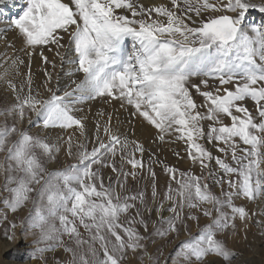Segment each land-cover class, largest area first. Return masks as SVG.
Segmentation results:
<instances>
[{
    "label": "snow or ice",
    "instance_id": "6c2138e0",
    "mask_svg": "<svg viewBox=\"0 0 264 264\" xmlns=\"http://www.w3.org/2000/svg\"><path fill=\"white\" fill-rule=\"evenodd\" d=\"M254 11L264 17V0H26L0 28L5 238L19 218L38 264H255L264 22H248ZM165 146L188 167L161 159Z\"/></svg>",
    "mask_w": 264,
    "mask_h": 264
},
{
    "label": "bare ground",
    "instance_id": "6f19581e",
    "mask_svg": "<svg viewBox=\"0 0 264 264\" xmlns=\"http://www.w3.org/2000/svg\"><path fill=\"white\" fill-rule=\"evenodd\" d=\"M145 2H147V0H145ZM25 6H26V0H0V21L3 22V23H0V28H3L7 24L8 21L18 18L19 15L22 14V10L24 9ZM257 18H258V21L262 20L264 22V17H262L261 14L255 11L252 12L251 15H249L248 22L250 24H256L255 20ZM125 47H126V50H130V42H126ZM2 48H3V45L2 43H0V49ZM32 71L36 74V83L37 84L41 83L42 76H41V69H40V65L38 62V58L33 63ZM56 72L60 73L59 66L57 67ZM61 83H63V79L61 80ZM98 107H100V105L98 104L95 105V107L93 108V112ZM121 119H123V116L121 117ZM90 127H91V124H90ZM134 131H135L136 138L142 141L147 147H150V148L155 147V145L151 144L152 129H150L147 126L142 127L139 122H135ZM165 158L168 163L173 164L180 169H186L188 167V163L178 161L177 158L172 154V152L168 150L167 146H165V150L161 154V159H165ZM163 179L165 181V177ZM203 222L204 221L202 220L201 223ZM193 231L195 232V228H193ZM259 231L260 230L255 227L251 228L249 235H248V242L252 244V248L246 251V257L247 259L254 261L255 264H264V254L261 253V244L264 242L261 241V238L259 236ZM24 245L26 244L24 243ZM14 246H15L14 241L10 243L9 240H6V241L0 240V263L1 264H38V261H34L30 259L28 255H25L26 251L23 250V248L25 247L21 248V251L24 254V256H19V255L16 256L15 253H16V250L18 249L14 248ZM174 246H175L174 244H170L168 248L174 247ZM235 246L240 249H247V244L243 240H240ZM10 249H12V251L14 250L13 252L14 254L12 253L9 259H2V253L7 250L11 251ZM130 259H135V257H131Z\"/></svg>",
    "mask_w": 264,
    "mask_h": 264
},
{
    "label": "rangeland",
    "instance_id": "374dc122",
    "mask_svg": "<svg viewBox=\"0 0 264 264\" xmlns=\"http://www.w3.org/2000/svg\"><path fill=\"white\" fill-rule=\"evenodd\" d=\"M256 21V24H258V23H262L263 21L262 20H259L258 21V18L255 20ZM0 158H2V156H0ZM61 159L63 160L64 158L63 157H61ZM156 172H157V174H158V176H159V183H160V185L161 186H163V184H164V176H163V174H162V172H161V169H160V167H157L156 168ZM163 176V177H162ZM21 215H23V213L21 214ZM12 218L11 217H9V220H11ZM16 223H17V225H18V227L15 229V239L14 240H9V242L11 243V242H13L14 241V243H15V246H14V248H16V249H18V250H16V253H15V255L16 256H24V254L22 253V251H21V248L22 247H25V248H23V250H25L26 251V253H25V255H28V257H30V259H31V254H32V251H33V249H32V241H33V237L32 236H30V235H26L25 234V231H24V229L22 228V227H20L19 226V223H20V221H19V218H17V220H16ZM5 225H3V224H0V240L1 241H6V240H8V239H6L5 238ZM2 238H3V240H2ZM6 239V240H5ZM24 243L26 244V245H24ZM169 246V245H168ZM168 246H167V248L165 249V255H169L170 253H171V251L172 250H174V248H175V246L174 247H169L168 248ZM13 249V248H12ZM12 249H10L11 251H9V250H7V251H4L3 253H2V259H9L10 257H11V255H12V253L14 252V250L12 251ZM153 252L155 251V247H153V250H152ZM173 252V251H172ZM28 253V254H27ZM14 254V253H13ZM57 255H59V252L57 253ZM131 258V257H130ZM32 260H34V259H32ZM34 261H37V260H34ZM1 264V263H0ZM129 264H139V260H138V258L137 257H135V259H129Z\"/></svg>",
    "mask_w": 264,
    "mask_h": 264
}]
</instances>
